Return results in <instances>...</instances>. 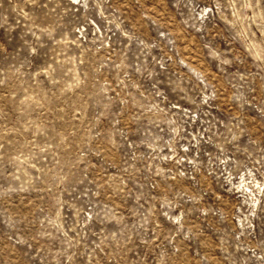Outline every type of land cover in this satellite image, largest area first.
Instances as JSON below:
<instances>
[{
    "label": "rangeland",
    "instance_id": "374dc122",
    "mask_svg": "<svg viewBox=\"0 0 264 264\" xmlns=\"http://www.w3.org/2000/svg\"><path fill=\"white\" fill-rule=\"evenodd\" d=\"M0 264H264V0H0Z\"/></svg>",
    "mask_w": 264,
    "mask_h": 264
}]
</instances>
